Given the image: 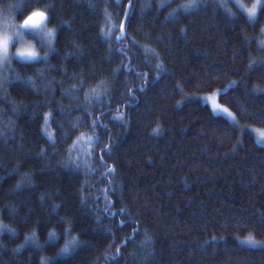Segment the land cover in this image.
I'll return each mask as SVG.
<instances>
[{"label":"trees","instance_id":"16d2710c","mask_svg":"<svg viewBox=\"0 0 264 264\" xmlns=\"http://www.w3.org/2000/svg\"><path fill=\"white\" fill-rule=\"evenodd\" d=\"M190 2L0 0V19L46 11L56 30L1 73L0 264H41L72 236L60 264H264L247 243L264 242V144L249 131L264 129V12ZM216 91L236 123L199 99Z\"/></svg>","mask_w":264,"mask_h":264},{"label":"snow or ice","instance_id":"6c2138e0","mask_svg":"<svg viewBox=\"0 0 264 264\" xmlns=\"http://www.w3.org/2000/svg\"><path fill=\"white\" fill-rule=\"evenodd\" d=\"M221 7H224L223 4L220 5ZM234 6L239 9L240 11L246 13L247 18L249 21L254 22L255 20L258 19V9L259 11L264 12V0H255V2L250 6V7H245L242 3L239 2V0H236ZM11 7V6H10ZM182 8L184 9H189V8H198L199 4L196 2V0H191L190 3L186 5H181ZM229 15L233 16L235 15L229 10ZM23 17L24 22L23 23H13L11 20L8 21L9 24H11V34L8 32H5L3 34H0V64L4 66H8L11 58L13 55L18 56L22 59H27V60H37L39 57L38 51L33 48V47H26V48H17L15 53L10 52V48L15 46L13 37H20L21 39L23 38L22 36V30H27V29H34V30H40L43 31V26L45 25L46 21L50 22V17L46 11H40V10H31V11H26L24 13H21L18 15V21L19 19ZM262 32H264V29H262ZM121 33L122 35L118 37V39H123L124 38V25L121 24ZM44 35L47 37L48 43H51L52 38L56 35V30L55 29H48ZM260 48L264 49V41H260L259 45ZM51 51H55L54 49H50ZM68 55H72L69 53ZM67 58V57H65ZM43 59L45 61L48 60V53L46 52ZM160 65H157V68H159ZM42 74V73H41ZM33 83V86L35 87L34 81H30ZM233 84H236V81L232 82ZM179 87V85H177ZM143 91V89H141ZM66 94V93H65ZM204 99H210L211 104H212V111H223L228 115L229 118L232 119V121L235 123L236 118L233 116V114L228 110V108H221V105L216 102V96L215 94L212 97H206ZM61 111L63 109L61 108ZM53 119L52 113H45L43 117V126L41 129V134L42 136H45L48 138V141L52 143V146H55L56 141L53 140V133L48 131V127L50 124V121ZM115 119H122V116H117ZM93 126H97L96 121H93ZM75 127V125H73ZM60 129H63V124L59 125ZM156 131V130H154ZM243 131V129H241ZM259 132V135L261 137H264V130H257ZM67 133H63L61 139L65 138ZM98 138H92L89 137L87 138V142L90 144L93 142V140ZM103 151V150H102ZM107 151H110V149H107ZM41 156L46 155L45 150H41L40 153ZM79 166H77L78 168ZM109 174L112 173V169H107L106 170ZM44 197H41V200H43ZM105 199L107 200V195L105 196ZM60 205L54 204L52 206L53 212L58 209ZM120 212H125V209H120ZM64 220V224L66 225L64 235L65 237L69 236L71 234V229H72V220L70 218H62ZM6 226H0V230H2ZM12 235H15V231L13 229H8ZM137 231L134 229V232ZM50 236L55 237L56 233L55 231H51L49 233ZM131 239V237H127L126 240ZM34 242V241H33ZM25 243H28V238H25ZM252 246H264V242H257L255 240L249 239L247 241ZM79 244V241L77 240V237L72 236L70 240L65 241V246L60 250V252L57 253V257L63 256L64 254H67L70 252V249H74L77 245ZM39 247V245H37ZM117 254H119V249H117ZM57 257H51V258H45L42 260L41 264H60V261L57 259ZM118 264V262H117Z\"/></svg>","mask_w":264,"mask_h":264},{"label":"rangeland","instance_id":"374dc122","mask_svg":"<svg viewBox=\"0 0 264 264\" xmlns=\"http://www.w3.org/2000/svg\"><path fill=\"white\" fill-rule=\"evenodd\" d=\"M254 2H255V0H253V2L248 7H250ZM9 20H11L13 23H17L18 24V21L15 20V19H13L12 17L7 18V19H0V34H3L5 32H8L9 34H11V24L8 23ZM48 29H50V28L45 23V25L43 26V31L34 30V29L22 30V36H23V38L21 39L20 37H13V41H14V45L15 46H13V47L10 48V52L11 53H15L16 50H17V48H26V47H33V48H35V46L33 45V42H31V40H29V38H28L29 36H31L32 38L39 39L41 41V43L44 44V45H46V46H50L51 43H52L53 38L51 40V43L49 44L48 43V40H47V37L44 35V33ZM12 58H16L17 60H21V61H34V60L22 59V58H20L18 56H15V55H13ZM4 68H5V66L2 65V64H0V78H1V73L4 70ZM214 94L216 96V102L218 104H220L218 102V91L213 92V93H211L209 95H204V96L199 97V99L201 101H203V102H205V103L208 104V106L210 107L211 110H212L211 100L210 99H204V98H206V97H212ZM220 105H221V108H227V107L223 106L222 104H220ZM213 113L214 114H217V115H222V116L226 117L227 119H229L230 121H232V119L229 118L228 115L226 113H224L223 111H216V112H213ZM233 116H235V115L233 114ZM257 130H264V129L257 128V127H253V126L249 127V131L253 134V136L255 137L256 141L258 143L264 144V137H261L259 135V132Z\"/></svg>","mask_w":264,"mask_h":264},{"label":"clouds","instance_id":"9594fccd","mask_svg":"<svg viewBox=\"0 0 264 264\" xmlns=\"http://www.w3.org/2000/svg\"><path fill=\"white\" fill-rule=\"evenodd\" d=\"M23 22H24V18L21 17V18L19 19L18 23H23Z\"/></svg>","mask_w":264,"mask_h":264},{"label":"water","instance_id":"95a60500","mask_svg":"<svg viewBox=\"0 0 264 264\" xmlns=\"http://www.w3.org/2000/svg\"><path fill=\"white\" fill-rule=\"evenodd\" d=\"M124 22H125V19H124L123 22H122L123 25H124ZM120 31H121V29H120ZM121 35H122V33L120 34V36H121ZM120 36H119V37H120Z\"/></svg>","mask_w":264,"mask_h":264}]
</instances>
